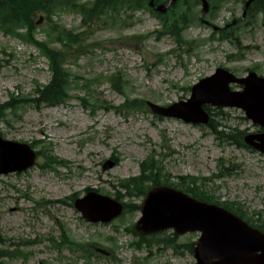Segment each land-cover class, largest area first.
<instances>
[{
  "label": "rangeland",
  "instance_id": "1",
  "mask_svg": "<svg viewBox=\"0 0 264 264\" xmlns=\"http://www.w3.org/2000/svg\"><path fill=\"white\" fill-rule=\"evenodd\" d=\"M244 1L224 0L214 19L193 22L184 31V38L192 44L189 52L174 37L161 33L158 20L144 10L125 12L124 16H131L127 25L111 21L83 25L81 16L72 11H57L51 21L36 13L34 33L39 40L48 41L52 23L83 31L79 39L87 51L80 55L73 44L69 50L79 59L71 60L74 65L66 60L74 75H108L120 70L128 80L131 96L166 106L189 97L190 87L219 67L238 77L249 70L264 77V16L258 14L252 22L239 20ZM189 9L193 16H200V4L191 2ZM212 25L219 29L229 25L230 39H219ZM132 35L140 37L134 40ZM51 45L61 46L58 42ZM49 79L47 60L33 46L0 33V102L15 93L26 98L34 93L37 83L45 84ZM230 89L241 90L242 86L231 84ZM97 90L110 105L118 106L124 100L106 83ZM72 94L82 96L76 89ZM210 108L214 118L228 126L248 133L264 130L241 109ZM0 135L17 142H34L36 150L49 145L56 157L69 162L56 170L44 168L42 154L26 171L0 175V250L25 253L17 258L3 256L0 264H194L192 253L182 245L195 242L198 232L176 235L167 229L155 237L172 238L179 245L176 251L163 242H152L150 247L143 244L140 249L129 246L138 237L125 227L139 217L134 206L142 197L126 194L120 184L137 176L140 163L150 155L162 159L161 174L171 176L173 182L186 175L210 177L217 173L221 159L229 175L207 184L213 195L220 201L240 202L246 218L254 211L264 218V155L220 142L207 126L157 118L148 108L90 111L73 99L57 107L26 102L11 124L0 122ZM108 159L114 165L103 169ZM86 188L111 198L116 194L131 204L130 209L107 223L86 222L69 199L72 194L83 196ZM62 227L77 240L97 242L104 253L94 252L85 260L76 257L79 253L58 251L49 239H59Z\"/></svg>",
  "mask_w": 264,
  "mask_h": 264
},
{
  "label": "trees",
  "instance_id": "2",
  "mask_svg": "<svg viewBox=\"0 0 264 264\" xmlns=\"http://www.w3.org/2000/svg\"><path fill=\"white\" fill-rule=\"evenodd\" d=\"M209 1L212 10L211 17H213L216 9L220 7L223 0ZM154 2L165 3L167 0H154ZM191 2V0H179L165 14H160L148 6V0H87L85 2H81L80 0H0V30L5 34L19 37L22 41L34 45L40 54L47 59L50 71V80L46 84H36L35 93L28 99H17L11 96L9 101L0 103V121L9 123L11 117L21 110L26 101L47 106L65 103L71 98L70 91L72 83L76 86L82 85L85 96L80 100L85 108H94L97 106L99 97L94 89L99 86V77L101 74L90 77H75L68 68L64 67L65 60L72 57L69 49L73 44L80 43V34H75L71 30L54 26L51 29L54 35L50 36L49 41H38L34 34L35 22L33 16L35 13L42 12L46 14L47 18H50L58 10H72L81 15L83 24H91L92 22L100 20L118 19L121 10H147L160 21L165 33L173 36L177 42L189 45V42L183 39L182 33L187 28L191 18H194L189 9ZM198 2V0L193 1L194 4ZM258 13L264 15V0L253 1L246 10L245 17L248 21H254V17ZM20 29H24V32H18ZM222 33L224 37H227L228 34L225 30H222ZM54 41L60 43L62 47L58 49L52 46L51 43ZM79 47H82L81 43ZM106 81L116 92L125 95V103L121 106L124 110H135L144 106L142 100L132 99L127 96L126 85L128 81L125 80L121 72L109 75ZM209 127L217 140L245 147L242 142L243 130L230 127L213 118L209 123ZM45 158L48 161V164H46L48 167L53 164H59V161L50 155L49 150H47ZM217 167L219 174L214 175V177H221L228 174L229 169L226 163L218 161ZM161 173L162 163L150 157L141 164L140 175L132 177L129 180H123L122 187L127 192L132 189L135 193L141 195L144 193L148 183L152 185H172L198 199L208 202L214 201V195L205 188V183L208 178H203L199 181L197 177L185 176L180 178L177 184H171ZM224 206L241 216L246 213L245 210L244 212L242 211L240 204L227 202ZM128 207L126 204L124 205L125 210H129ZM254 213L259 216V213ZM257 220L259 221L254 226L264 231V220L259 218ZM126 231L135 235L133 229L126 228ZM152 242L156 244L163 242L165 246L172 247L175 251L179 246L175 244L172 238L147 239L140 237L133 244L139 249L141 244L150 247ZM57 244L58 246L68 248L71 252H78L80 254L79 256L85 260H88L93 255L92 247L97 245L95 241L85 242L82 239L75 240L65 230L62 231L61 239ZM182 246L191 251L192 244H183Z\"/></svg>",
  "mask_w": 264,
  "mask_h": 264
},
{
  "label": "water",
  "instance_id": "3",
  "mask_svg": "<svg viewBox=\"0 0 264 264\" xmlns=\"http://www.w3.org/2000/svg\"><path fill=\"white\" fill-rule=\"evenodd\" d=\"M251 1H247L246 7ZM202 2L204 13L208 5L205 0ZM150 5L154 6L152 0ZM157 9L165 11L166 6H158ZM230 83L243 84V91H231ZM204 104L241 108L249 119L264 127V78L254 72L236 78L218 68L213 75L193 85L187 101L176 102L166 108L147 102L156 114L175 116L194 123L209 121L202 107ZM244 140L264 152V133L248 134ZM34 159L35 153L29 146L0 138V174L22 171L30 167ZM111 165L107 162L104 168ZM75 206L86 220L93 222L109 221L121 211L119 204L95 193L77 199ZM141 214L135 229L142 234L168 227H173L177 233L200 231L201 235L193 248L195 264H264V233L224 208L160 186L147 192Z\"/></svg>",
  "mask_w": 264,
  "mask_h": 264
},
{
  "label": "bare ground",
  "instance_id": "4",
  "mask_svg": "<svg viewBox=\"0 0 264 264\" xmlns=\"http://www.w3.org/2000/svg\"><path fill=\"white\" fill-rule=\"evenodd\" d=\"M39 131H41V128H39Z\"/></svg>",
  "mask_w": 264,
  "mask_h": 264
}]
</instances>
